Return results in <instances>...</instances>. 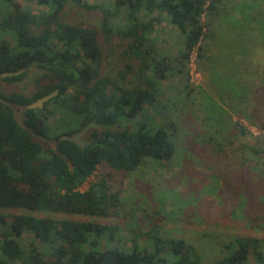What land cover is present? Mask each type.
I'll return each mask as SVG.
<instances>
[{"label": "trees", "instance_id": "trees-1", "mask_svg": "<svg viewBox=\"0 0 264 264\" xmlns=\"http://www.w3.org/2000/svg\"><path fill=\"white\" fill-rule=\"evenodd\" d=\"M3 1L0 74L23 71L0 78L14 82L30 68L40 72L30 95L0 92V264H264L263 239L256 235L236 234L223 244V257L202 262L184 238L158 237L154 229L141 232L135 227L128 238L119 223L103 220L118 215L121 191L109 185L115 174L128 176L146 159L167 160L173 154L165 129L138 122L144 106H154L165 94L163 85L175 77L189 97L194 90L189 81L191 54L195 52L198 69L212 52L209 40L218 23L229 14L240 15V40L248 36L247 44L253 43V31L264 25V7L253 0H246L245 9L244 3L233 0ZM32 2L40 10L35 12ZM70 3L98 11L99 26L67 20ZM114 54L118 63L108 73L103 65ZM256 64L251 77L262 81L254 89L257 100L264 89V68ZM239 80L238 92H249ZM51 93L42 107H27ZM248 94H239L233 106L239 114L233 129L238 136L251 135L255 145L237 147L242 158L264 162V117L255 120L256 104L246 113ZM12 103L24 106V125L17 121ZM240 116L258 133L244 126ZM88 123L85 143L63 138ZM30 132L54 141V146L41 145ZM215 142L216 149L226 150ZM98 165L107 171L81 190ZM260 170L256 182H264ZM260 194L253 217L264 229V189Z\"/></svg>", "mask_w": 264, "mask_h": 264}, {"label": "rangeland", "instance_id": "rangeland-1", "mask_svg": "<svg viewBox=\"0 0 264 264\" xmlns=\"http://www.w3.org/2000/svg\"><path fill=\"white\" fill-rule=\"evenodd\" d=\"M16 1L23 4L22 0ZM247 1L233 0V3H244L245 9ZM253 3L264 7V0H253ZM31 7L35 12L40 10L33 2ZM3 9L5 3L0 0V10ZM66 17L89 28H97L100 23L98 11L77 7L72 3L66 7ZM239 20L238 14L222 17L214 36L209 40L212 52L207 55L208 59L201 61L198 69L195 55L190 57L195 69L190 72L193 66H189V81L194 88L189 97L179 89L175 77L163 85L165 94L159 96L154 106H144L137 118L138 122L165 129L174 147L173 154L167 160L146 159L128 176L115 174L109 185L111 190L121 191L118 215L103 219L109 223H119L128 238L133 236L129 231L131 227L141 232L154 229V235L158 237L184 238L195 246L202 262L223 257V244L236 234L261 237L264 249V229H259L257 219L253 217L255 198L264 189V182H256L255 176H259L257 171L260 169L264 171V162L261 158H242L238 145L245 142L255 145V142L251 135L238 136L233 129V122L239 117L233 110L239 94L249 93L244 106L246 113H250L256 104L255 120L264 117V89L257 94V100L254 94L255 87L262 81L251 77L256 63L264 68V25L260 30L253 31L255 40L247 44L248 36L240 40ZM232 23L235 27L230 25ZM117 63L114 54L104 62L103 70L113 73ZM39 72L35 67L30 68L22 79L14 82L0 78V92L30 95L35 89L34 78ZM259 72L260 69H256L255 73ZM247 77L249 79L242 80ZM238 80L249 87V92H238ZM133 82L139 83L137 79ZM243 105L240 107L244 108ZM11 106L17 121L24 125V106L14 103ZM222 107L226 113H222ZM240 117L239 121L253 134L258 133V129L250 125L244 116ZM30 135L43 146H54V141L50 139L32 132ZM78 139L85 143L84 133ZM229 139L232 145H229ZM216 140L226 147L225 151L220 146V149H216ZM104 171L107 168L98 165L80 189H86L96 175ZM241 172L245 173L244 176H239ZM262 195L258 196L261 198ZM247 198H251L253 203ZM10 211L22 212L21 209ZM255 211L258 212L257 209ZM24 236L27 238L29 235ZM139 241L142 243L145 238L140 237ZM125 244L129 245L128 242ZM42 250L43 253L48 251L47 248Z\"/></svg>", "mask_w": 264, "mask_h": 264}, {"label": "water", "instance_id": "water-1", "mask_svg": "<svg viewBox=\"0 0 264 264\" xmlns=\"http://www.w3.org/2000/svg\"><path fill=\"white\" fill-rule=\"evenodd\" d=\"M23 71V69L10 72V71H5L0 74L1 77H6V76H12V75H17L20 74ZM54 93H51L47 96L41 97L36 99L35 101L31 102L30 104L27 105L28 108H37V107H42L43 103L48 100ZM91 123H88L84 125L80 130L72 133L71 135H64L63 138H66L68 140L74 141V142H79L78 137L85 132V130L90 127Z\"/></svg>", "mask_w": 264, "mask_h": 264}, {"label": "built area", "instance_id": "built-area-1", "mask_svg": "<svg viewBox=\"0 0 264 264\" xmlns=\"http://www.w3.org/2000/svg\"><path fill=\"white\" fill-rule=\"evenodd\" d=\"M209 1H210V0H207V2H209ZM192 55H195V52H193V53L191 54V57H192ZM190 65H191V67L193 66L192 68H190V70H191L190 72H192V70L195 69V65H193L192 58H191V61H190ZM197 73H198V72H197Z\"/></svg>", "mask_w": 264, "mask_h": 264}, {"label": "flooded vegetation", "instance_id": "flooded-vegetation-1", "mask_svg": "<svg viewBox=\"0 0 264 264\" xmlns=\"http://www.w3.org/2000/svg\"><path fill=\"white\" fill-rule=\"evenodd\" d=\"M79 140V139H78Z\"/></svg>", "mask_w": 264, "mask_h": 264}]
</instances>
